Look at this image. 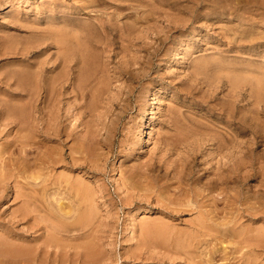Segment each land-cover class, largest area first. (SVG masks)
Segmentation results:
<instances>
[{
  "label": "rangeland",
  "instance_id": "obj_1",
  "mask_svg": "<svg viewBox=\"0 0 264 264\" xmlns=\"http://www.w3.org/2000/svg\"><path fill=\"white\" fill-rule=\"evenodd\" d=\"M60 33L78 36L83 50H71L63 61L61 55L58 58L57 47L48 46L47 40L34 47L36 52L28 59L13 53L15 48L34 46ZM81 53L87 56L86 66L75 56ZM31 61V70L37 69L40 75L34 78L38 84L31 92H36L31 115L44 131L39 120L55 121L57 114L64 123L61 131L69 138L62 132L61 140L66 141L48 143L57 157L66 155L65 161L46 168L38 160L45 145L38 149L30 146L25 162L20 160L24 156L19 149L4 153L2 165H7L0 168L3 245L14 244L16 239L19 242L15 243H22L27 225L19 221L24 214L23 198H15V193L27 192L36 198V206L35 202L32 205L36 213L30 215V224L36 216L39 231L35 234H44L37 243L47 240L50 227H61L64 234L51 231L53 237L49 238L58 246H66V251H61L68 257L56 256L57 261L51 258L50 264H264V0H0V82L5 84L0 86L6 88L0 89V102L3 97L6 103L15 104L17 98V103H27L25 94L20 96L14 79L7 75L28 69ZM51 77L59 82L49 83ZM81 78L80 87L86 88L82 96L74 88ZM62 82H66L65 89ZM44 84L46 88H42ZM53 91L60 100L48 106L46 97ZM10 92L16 93L13 99ZM149 117L151 137L142 139L144 121ZM1 118L0 150L13 137L6 134L9 127L1 132ZM82 137L81 149H85L80 154L78 141ZM223 142L225 147L234 146L235 150L229 148L233 153L226 151L229 159L219 149ZM218 159L220 164L227 163L226 168L219 166ZM216 163L222 172L235 170L238 165L245 178L230 179L229 203H223L220 189H202L206 195L201 194L198 204L193 203L196 198L191 197L190 189L200 190L205 181L221 173ZM27 176L36 179L28 178L31 181L27 185ZM43 179H48L46 184L52 190L59 187L62 195L65 193L59 198L62 196L64 209L71 211L68 220L56 217L45 205L41 197ZM78 186L88 194L77 195ZM169 207L179 212L169 213ZM223 225L228 228L227 235ZM144 226L150 227L146 230ZM158 228L164 229V235L157 236ZM31 234L34 236L32 230ZM31 236L27 239L33 244ZM256 239L261 241L260 249ZM96 243V258L78 256Z\"/></svg>",
  "mask_w": 264,
  "mask_h": 264
},
{
  "label": "bare ground",
  "instance_id": "obj_2",
  "mask_svg": "<svg viewBox=\"0 0 264 264\" xmlns=\"http://www.w3.org/2000/svg\"><path fill=\"white\" fill-rule=\"evenodd\" d=\"M197 2V1H196ZM244 3V2H243ZM228 8V7H227ZM106 26V25H105ZM56 31V30H55ZM84 31V30H83ZM88 31V30H87ZM50 32H53V31H49V34H50ZM56 32H58V30L56 31ZM48 34V35H49ZM55 34V33H54ZM80 34V33H79ZM134 34V33H133ZM58 35V34H57ZM76 35H78V34H76ZM137 35V34H136ZM44 37V36H43ZM48 38H44L43 39V41L41 40L40 42H38L37 43V45H34V46H31L30 44H28L27 45V47H24V48H22V49H20V48H15V49H13V53L14 54H18V55H21L22 56V58L23 59H28V57L31 55V54H33V53H35L36 51H34V47H36V48H39V46L40 45H42V44H44V43H46V41L48 40L49 42H47L48 43V46H51L52 44L53 45H55V47H57L56 49L58 50V56L59 55H61L62 56V59H63V61H66V58H67V56L65 57V55L68 53V52H70L71 50H73V51H76L77 50V52H78V49L79 48H81V50H83L82 49V47H80L81 46V44L79 43L80 41L77 39V37L78 36H76V38L75 37H73V35L71 36V37H69L68 35H64V34H62L61 35V33H60V36L59 37H57L56 38V36H53V38H51L52 36H47ZM72 37L74 38V39H76V40H74V39H72ZM84 37V36H83ZM138 38V37H137ZM50 39H52V41L50 40ZM126 39H128L127 37H126ZM259 39V38H258ZM79 41V42H78ZM7 42V41H6ZM122 42V41H121ZM46 46V45H45ZM41 47V46H40ZM88 47V46H87ZM36 48H35V50H36ZM9 50V49H8ZM9 52H12L11 50L9 51ZM72 52V51H71ZM76 52V53H77ZM85 53V52H84ZM73 54H75V53H72V56H73ZM82 54V53H81ZM17 55V56H18ZM69 55V54H68ZM71 55V54H70ZM83 55V54H82ZM80 56V55H75V56H79L80 57V59L83 61L82 63H84V65L86 66L87 65V61H86V57H85V55H83V56ZM70 57V56H69ZM58 58H61L60 56L58 57ZM146 58V57H145ZM148 59V58H147ZM60 61H61V59H60ZM74 61V60H73ZM33 61H31V62H29L28 63V65L27 66H29V68L28 69H26V70H22V71H14V72H12V74H10V75H7L8 77H9V80L10 79H14V83L13 84H15L16 85V87H15V90H17V91H19V93H21V95L20 96H22V95H24V96H26V101H27V103H25V101L24 102H22L21 101V103H17V102H19L18 101V98H17V102L15 101L16 99H14L13 101L14 102H16L15 104L14 103H9V102H4V98L2 97V100L3 101H1L0 102V118L1 117H3V118H1V119H3L2 121H3V125H4V128L3 129H1V132H4L5 130H7L6 128L7 127H9V129L6 131L7 133V136L9 135V136H11V135H13V137H12V139L11 140H9V141H7V143H6V145L4 146V148L2 149V150H0V168H2L4 165H2V161H3V156H4V153H12L11 151H12V149L11 148H14L15 150L17 149V151H18V149H19V154H20V156L22 155V156H24V157H20V160H22L23 162H25V161H28V152H29V150H28V148L31 146H33V147H35V146H37V147H35V148H40L42 145L44 146L43 148H44V150H42L43 151V156H42V158H40V159H38V160H40V162H41V166L43 165V167L44 168H46V167H49V166H54V165H56L57 163H59V162H61L62 160H64L65 159V155H64V153L63 154H58V155H60L59 157H57L55 154H54V152L50 149V147H49V142H53V143H55V140L56 141H59V140H57V139H60L61 140V136H63L62 135V132H64V131H61V128L62 127H64V123L62 122V119L61 118H59V116H57V114L56 115H54V119H55V121L53 120V121H50V120H45V119H40L39 121L41 122V125H43V128L42 129H46V130H44V131H42V130H40V125L38 124V121H37V119H34V118H36V117H34L33 115H31V110L32 109H34V105H33V103L31 102L33 99H35L34 98V96H36L35 94H36V92H34V93H31L32 91H35L34 89L37 87V82L36 81H34V78L37 76L38 78L40 77V75L38 74V71H37V69H34V70H31L32 68H30V66H34V64L32 63ZM35 63V62H34ZM63 63V62H62ZM33 64V65H32ZM37 64V63H36ZM56 64V63H55ZM72 64V63H71ZM44 67V66H43ZM55 67V66H54ZM58 67V66H57ZM27 68V67H26ZM42 68V67H41ZM45 69H47V68H45ZM43 70L44 69H42L41 71L43 72ZM50 70V69H49ZM51 70H52V72H53V68L51 67ZM57 70V69H56ZM40 71V72H41ZM67 71V70H66ZM10 72V73H11ZM68 72V71H67ZM92 72V71H91ZM127 72V71H126ZM231 72V71H230ZM137 73V72H136ZM62 74V73H61ZM90 74V73H89ZM245 74V73H244ZM91 75V74H90ZM249 75V74H248ZM254 75V74H253ZM69 77H70V75H69ZM88 77H89V75H88ZM232 77H235V76H232ZM52 79H50L49 78V83H50V81H52V80H54V84H56L55 82H59V81H55V79L53 78V77H51ZM84 78V77H83ZM83 78H81L80 80H79V84L80 85H78V83H77V85L74 87L75 88V90H76V92H78V94H80L81 96L84 94V92H85V89L86 88H84V87H80V86H82L81 85V83H82V79ZM254 78V77H253ZM256 78V77H255ZM84 79H86V78H84ZM236 79V78H235ZM248 79V78H247ZM262 79V78H261ZM39 80V79H38ZM229 80H231V79H229ZM232 80H234V79H232ZM231 80V81H232ZM253 80H255V79H253ZM260 80V79H259ZM68 81V80H67ZM70 81V80H69ZM231 81L229 82V83H231ZM105 82V81H104ZM234 82V81H233ZM254 82V81H253ZM258 82V81H257ZM260 82H261V80H260ZM6 84H7V86H10V83H8V82H5ZM105 83H107V82H105ZM0 84H3V85H5L4 84V81H2V82H0ZM46 84V83H45ZM45 84L42 86V88H46V87H44L45 86ZM53 84V85H54ZM66 82H62V89H65L66 88ZM94 84V83H93ZM233 84V83H232ZM250 84V83H249ZM84 85H85V83H84ZM104 85V84H103ZM103 85H102V87H103ZM234 85V84H233ZM251 85H252V83H251ZM259 85V84H258ZM55 86V85H54ZM59 86V85H58ZM69 86V85H68ZM72 86V85H71ZM94 86V85H93ZM255 86H257V85H255ZM40 87V86H39ZM60 87V86H59ZM99 87V86H98ZM101 87V86H100ZM254 87V86H253ZM259 87H260V85H259ZM262 87V86H261ZM41 88V87H40ZM0 89H6L5 87H2V86H0ZM31 89H33V90H31ZM48 89V88H47ZM51 89H53V88H51ZM59 89V88H58ZM92 89H94V88H92ZM128 89V88H127ZM46 90V89H45ZM44 90V91H45ZM54 91H56L55 89H54ZM53 91V92H54ZM61 91V90H60ZM94 91V90H93ZM99 91V90H98ZM42 92V91H41ZM47 92V91H46ZM64 92V91H63ZM62 92V93H63ZM257 92H259L260 93V90L259 91H257ZM11 94L10 95H12V96H10L11 98L16 94V93H12V92H10ZM24 93V94H23ZM39 92H37V94H38ZM264 93V92H263ZM34 95V96H33ZM18 96V95H17ZM16 96V97H17ZM61 96V95H60ZM100 96V95H99ZM39 98V97H38ZM13 99V98H12ZM20 99V98H19ZM23 99V98H22ZM21 99V100H22ZM46 99L48 100V102L46 101V103L48 104V106H49V103L51 104V105H54L55 103V101H58V100H60V99H58V96H56V93L54 92V93H49L48 94V96L46 97ZM152 99V98H151ZM1 100V99H0ZM9 100V99H8ZM96 100V99H95ZM7 101V100H6ZM37 101V100H36ZM158 101V100H157ZM12 102V101H11ZM59 103H60V101H59ZM263 103V102H262ZM258 105H260V103H258ZM83 106H84V104H83ZM88 108V107H87ZM31 109V110H30ZM79 109V108H78ZM150 109V108H149ZM57 110V112H59L58 111V109H56ZM43 111V110H42ZM259 111V110H258ZM33 112V111H32ZM151 112V111H150ZM228 112V111H227ZM231 113V112H230ZM49 114H51V113H49ZM152 114V113H151ZM150 115V114H149ZM234 115V114H233ZM232 115V116H233ZM62 116V115H61ZM227 116V115H226ZM231 116V115H230ZM147 117V116H146ZM151 117H153V116H151ZM151 117H149V118H147V120H145L144 121V128H145V132H144V130H143V132H144V136H143V138L142 139H147V138H150L151 137V127L149 128L148 126H147V121H148V119L150 120L151 119ZM229 117V116H228ZM234 117V116H233ZM52 118V117H51ZM145 118V117H144ZM50 119V118H49ZM237 120V119H236ZM246 120V119H245ZM143 121V120H142ZM234 121V120H233ZM52 122H53V124H52ZM242 122V121H241ZM232 123V122H231ZM244 125H245V123H243ZM260 124V123H259ZM259 124H256V126L257 125H259ZM261 125H264V124H261ZM15 127H18V128H16L17 130H15V134H11V132H12V128H15ZM246 127V126H245ZM259 127V126H258ZM261 127V126H260ZM47 128H53L52 129V131H48L47 130ZM247 128V127H246ZM251 128V127H250ZM261 128H264V127H261ZM64 129V128H63ZM62 129V130H63ZM11 131V132H10ZM223 131V130H222ZM264 131V130H263ZM65 133V132H64ZM211 133V132H210ZM226 133V132H225ZM261 133H262V131H261ZM143 134V133H142ZM259 134V133H258ZM64 135H66L65 137H67V138H69V134L67 133H65ZM228 135V134H227ZM8 136V137H9ZM262 136V135H261ZM41 137H44V138H41ZM207 137V136H206ZM229 137H231V136H229ZM263 137V136H262ZM40 138H41V140H40ZM211 138H212V136H211ZM218 138V137H217ZM247 138H249V137H247ZM66 139V138H65ZM65 139H62V140H64V141H66ZM215 138H213V140H214ZM61 140V141H62ZM81 140V139H80ZM86 140V139H85ZM218 140V139H217ZM239 140V139H238ZM264 140V139H263ZM83 141H84V138L82 137V140L81 141H78V143H79V147H80V151H79V153L83 150V149H85V146H84V148L83 149H81L82 147H81V144H83ZM211 141H212V139H211ZM240 141V140H239ZM242 141H244V140H242ZM70 142V141H69ZM94 142V141H93ZM145 142V141H144ZM214 142V141H213ZM216 142V141H215ZM227 142H231V141H227ZM234 142V141H233ZM236 142H238V141H236ZM245 142V141H244ZM256 142H258V141H256ZM56 143H58V142H56ZM98 143V142H97ZM143 143V142H142ZM220 143V142H219ZM224 143V142H223ZM221 144L220 146H219V149H220V151H229V153L232 151H230L229 150V148H232V149H234L233 147H227V145H226V147L225 146H223V145H225V143L224 144ZM254 143V142H253ZM67 144V143H66ZM65 144V145H66ZM232 144V143H231ZM234 144V143H233ZM239 144V143H238ZM245 144H247V143H245ZM252 144V143H251ZM261 144V143H260ZM73 145V144H72ZM139 145V144H138ZM241 145H242V142H241ZM240 145V146H241ZM62 146V145H61ZM228 146H230V145H228ZM250 145H248V147H249ZM254 146V145H253ZM66 147V146H65ZM78 147V148H79ZM216 147H218L217 145H216ZM236 147V146H235ZM242 147V146H241ZM245 147V146H244ZM247 147V148H248ZM76 148V147H75ZM247 148H246V150H247ZM29 149H31V148H29ZM36 149V150H37ZM74 148H73V146L71 147V151L73 150ZM98 149V148H97ZM249 149V148H248ZM40 150V149H39ZM77 150V149H76ZM96 150V149H95ZM235 150V149H234ZM244 150V149H243ZM254 150V149H253ZM252 150V151H253ZM84 151V150H83ZM89 151V150H88ZM217 151H219V150H217ZM227 151V152H228ZM237 151H239V153L241 154V149L239 150H237ZM251 151V150H250ZM93 152H94V150H93ZM226 152V156H224L223 155V157H225L226 159H229L231 156H228L229 154ZM32 153V152H31ZM35 153V152H34ZM73 153V152H72ZM82 153V152H81ZM80 153V154H81ZM211 153V152H210ZM214 153V152H213ZM224 153V152H223ZM232 153H233V151H232ZM242 153H244V152H242ZM246 153V152H245ZM29 154H30V152H29ZM83 154V153H82ZM218 154H220V153H218ZM235 154H236V152H235ZM238 154V153H237ZM247 154V153H246ZM38 156H39V154H37ZM90 155V154H89ZM92 155V154H91ZM95 155V154H94ZM94 155H92V156H94ZM221 155V154H220ZM219 155V156H220ZM231 155V154H230ZM37 156V157H38ZM41 156V155H40ZM68 156V155H67ZM37 157L36 158H34L35 160H37ZM71 157V156H70ZM233 157V156H232ZM237 157V156H236ZM242 157H244V156H242ZM248 157V156H247ZM69 158V157H68ZM67 158V159H68ZM86 158V157H85ZM235 158V157H234ZM32 159V158H31ZM74 159V158H73ZM89 159V158H88ZM221 159V158H220ZM223 160H224V158H222ZM221 159V161L223 162V160ZM226 159H225V161H226ZM236 159V158H235ZM239 159V158H238ZM245 159V158H244ZM5 160V159H4ZM232 160H233V158H232ZM8 161V160H7ZM65 161V160H64ZM229 161V160H228ZM231 161V160H230ZM229 161V162H230ZM234 161V160H233ZM240 161V160H239ZM72 162H74V161H72ZM221 162V163H222ZM227 162V161H226ZM228 162V163H229ZM237 162V161H236ZM235 162V164H240L241 162H237L236 163ZM242 162H243V160H242ZM245 162V161H244ZM27 163V162H26ZM37 163V162H36ZM70 163V162H69ZM218 163H219V159H218ZM40 164V163H39ZM214 164V163H213ZM217 164V163H216ZM215 164V165H216ZM231 164V163H230ZM244 164V163H243ZM7 165V164H6ZM5 165V166H6ZM19 165V164H18ZM48 165V166H47ZM75 165V164H74ZM80 165V164H79ZM82 165H83V163H82ZM224 165H227V163H222V164H220L219 163V166H221V167H223ZM236 166V169L234 170V169H230L229 171H227V172H222V170H218V164H217V168L216 167H214V168H216V170H218V172L219 171H221V173H218V174H215L214 176V178L213 179H211L209 182H207V181H205V183L203 184V186L200 184V181H199V184H200V186H202V187H200L199 189L200 190H197V189H190V191H191V197L192 196H194L193 198H196L194 201H193V203L197 200V198L198 197H200V195L202 194V193H205V192H203L202 191V189H204V191L205 190H207V191H209V190H212V189H220L221 191H222V194L224 193V195L221 197L222 198V201H224L223 203H229V201H230V198H231V194H229V188H228V184H229V181H230V179H232L233 181H238V180H240V179H244L245 177H244V172H242V170H241V167H239V166ZM241 165V164H240ZM247 165V164H246ZM245 165V166H246ZM5 166L3 167V168H5ZM244 165H242V168H244L245 167ZM18 167V166H17ZM24 167V166H23ZM229 167V166H228ZM232 167V166H231ZM231 167H229V168H231ZM43 168V169H44ZM224 168H226L225 166H224ZM232 168H234V167H232ZM179 169V168H178ZM23 170V169H22ZM41 170V169H40ZM226 170V169H225ZM228 170V169H227ZM14 171V170H13ZM12 171V172H13ZM213 171H215V170H213ZM212 171V172H213ZM246 171V170H245ZM249 171V170H248ZM9 172V171H8ZM247 172V171H246ZM23 173H24V171H23ZM179 173H180V171H179ZM206 173V172H205ZM225 173H227V174H225ZM37 174V173H36ZM188 173H186V175H187ZM190 174V173H189ZM194 174V173H193ZM192 174V175H193ZM214 174V173H213ZM246 175V174H245ZM11 176V175H10ZM179 176H180V174H179ZM178 176V177H179ZM198 176V175H197ZM213 176V175H212ZM24 177V176H23ZM176 177H177V175H176ZM264 177V176H263ZM28 178H30V179H36L34 176H27V178L26 179H28ZM248 178V177H247ZM246 178V179H247ZM41 179V178H40ZM39 179V180H40ZM49 179V178H48ZM48 179H43L44 180V184L42 185L43 186V191L41 192L42 193V195H41V197H42V200L44 201V203H45V205L47 204L49 207H48V209L50 210V211H52V213H55V215H56V217H58V218H60V219H63V220H68L69 218H71L69 215V213H71V211L70 210H65L64 209V206H63V203L61 202L62 200H61V198H62V196H64V194L62 195V190H60V188L58 187V186H60V185H58L57 187V189H53L52 190V188L53 187H48L50 184H46L47 182V180ZM29 180V179H28ZM178 180V179H177ZM181 180V179H180ZM3 181V180H2ZM30 181L31 180H29V181H27V185L28 184H30ZM51 181V180H50ZM49 181V182H50ZM195 181H196V179H195ZM194 181V182H195ZM37 182V181H36ZM63 182V181H62ZM70 182V181H69ZM203 182V181H202ZM231 182V181H230ZM241 182V181H240ZM263 182V181H262ZM2 183V182H1ZM51 183V182H50ZM55 183V182H54ZM233 183V182H232ZM242 183V182H241ZM58 184V183H57ZM195 184V183H194ZM231 184V183H230ZM26 185V186H27ZM34 185V184H33ZM51 185H53V183H51ZM261 185H262V183H261ZM263 185H264V183H263ZM262 185V186H263ZM19 186V185H18ZM55 186H56V184H55ZM194 186H197V184L196 185H194ZM80 186H78L77 188H76V193H77V195H79L80 197L81 196H83V195H85V193H87L86 191V189L85 188H83V189H81V188H79ZM199 187V186H198ZM25 188V187H24ZM196 188V187H195ZM233 188V187H232ZM23 189V188H22ZM84 189L86 190V191H84ZM26 190V189H25ZM30 190V189H29ZM53 192H52V191ZM234 190V189H233ZM240 190V189H239ZM39 191V190H38ZM65 191H67V189L65 190ZM176 191V190H175ZM242 191V190H241ZM240 191V192H241ZM255 191V190H254ZM19 192V191H18ZM89 192V191H88ZM94 192H95V190H94ZM103 192V191H102ZM202 192V193H201ZM211 192V191H210ZM210 192H208V193H210ZM239 192V193H240ZM15 193V192H14ZM71 194H72V192H70ZM96 193V192H95ZM173 193V192H172ZM188 193V192H187ZM207 193V194H208ZM35 194V193H34ZM62 195L61 196V198H59L60 196L59 195ZM88 194V193H87ZM189 194V193H188ZM217 194V193H216ZM238 194V193H237ZM256 194V193H255ZM73 195V194H72ZM180 195V194H179ZM178 195V196H179ZM202 195H206V194H202ZM254 195V194H253ZM37 196V195H36ZM65 196H67V195H65ZM181 196V195H180ZM221 196V195H220ZM251 196V195H250ZM23 198V202H22V206H24L23 207V211L21 212V213H24V214H22V216H21V218L19 219V221H23L26 225H27V229H26V231H25V234L24 235H22V236H24V238L22 239V243L21 244H17V243H15V241H17L18 239H16L15 241H14V244H12V241H11V244L9 245V246H5V245H3V242L0 240V264H3V263H8V264H50V260H51V258H52V262H53V260H55V262L57 261V258H56V256L57 257H60L61 255H62V257H61V259L62 258H64L63 256H67L68 257V255H66V254H64V253H62L63 251H61V249H63V250H65L66 251V246H62V247H65V248H62L61 246H58V244L56 245L55 243H53V241L49 238V236H51L52 235V232L53 231H55V233H59L61 236H63L62 235V230H61V227H60V230L59 229H53L52 227H50V231H48V233H47V230H46V232H45V234L47 233V240L46 241H43V243H37V241L44 235H39V234H35V233H37L39 230H38V228L36 229V224H37V222H36V220H38L37 219V217H36V220H35V217L33 218L34 219V221L33 222H31V224H30V219H31V214L32 213H36V211H35V208L33 209L32 208V205H33V202H35V197H33V195H29L27 192H26V195L24 194L23 195V193H15V198ZM83 198V197H82ZM94 198V197H93ZM101 198H102V195H101ZM170 198V197H169ZM251 198V197H250ZM253 199H259V198H254V196L252 197ZM51 199H55V200H57V205L55 204V202H54V204L52 203V201H51ZM70 199V198H69ZM79 199V198H78ZM191 199V198H190ZM189 199V200H190ZM203 199H205L204 197H203ZM234 199V198H233ZM41 200V201H42ZM91 200V199H90ZM176 200V199H175ZM177 200H179V199H177ZM183 200V199H182ZM213 200H215L214 198H213ZM216 200H217V198H216ZM218 200H220V199H218ZM239 200V199H238ZM246 200V199H245ZM42 201V202H43ZM72 201V200H71ZM70 201V202H71ZM180 202H182L181 200H179ZM178 201V202H179ZM237 201V200H236ZM248 201V200H247ZM250 201V200H249ZM162 202V201H161ZM179 202V203H180ZM197 202V201H196ZM258 201H256V203H257ZM92 203V202H91ZM191 203V202H190ZM245 203V202H244ZM249 203V202H248ZM259 203V202H258ZM168 204H170V203H168ZM167 204V205H168ZM175 203H173V205H174ZM182 204V203H181ZM180 204V205H181ZM197 204H198V202H197ZM202 204V203H201ZM213 204H215V203H213ZM232 204V203H231ZM262 204V203H261ZM260 204V205H261ZM56 205V206H55ZM163 205V204H162ZM170 205H172V204H170ZM186 205V204H185ZM263 205V204H262ZM35 206H36V202H35ZM34 206V207H35ZM71 206H72V204H71ZM169 206V205H168ZM175 206V205H174ZM173 206V207H174ZM187 206V205H186ZM188 206H189V204H188ZM192 206H193V204H192ZM200 206V205H199ZM207 206V205H206ZM215 206V205H214ZM222 206H224V205H222ZM227 206V205H226ZM253 206V205H252ZM87 207V206H86ZM177 207V206H176ZM180 207V206H179ZM190 207V206H189ZM229 207V206H228ZM228 207H226V208H228ZM239 207H241V206H239ZM93 208V207H92ZM197 208V207H196ZM170 209V210H169ZM169 213H171V212H174V211H176L177 209H175V208H172V207H169ZM174 209V210H173ZM179 209V208H178ZM245 209V208H244ZM247 209H248V207H247ZM37 210V209H36ZM193 210V209H192ZM216 210H217V208H216ZM216 210H215V212H216ZM221 210H223V209H221ZM246 210V209H245ZM21 211V210H20ZM75 211V210H74ZM182 211H183V209H182ZM225 210H223L222 212H224ZM247 211V210H246ZM253 211V210H252ZM38 212V211H37ZM90 212V211H89ZM176 212H179V211H176ZM214 212V211H213ZM261 212V211H260ZM20 213V212H19ZM218 213V212H217ZM248 213V212H247ZM47 214V213H46ZM69 214V215H68ZM51 215V214H50ZM33 216V215H32ZM72 216H73V214H72ZM213 216V215H212ZM257 217V216H256ZM16 218V217H15ZM41 218V217H40ZM204 218V217H203ZM57 219V218H56ZM55 219V220H56ZM206 219H207V215H206ZM209 219V218H208ZM222 219V218H221ZM226 219V218H225ZM250 219V218H249ZM213 221L214 219H210L209 221ZM223 220V219H222ZM207 221V220H206ZM232 221V220H231ZM236 221V220H235ZM79 222V221H78ZM159 222H161V221H159ZM202 221H200V223H201ZM230 222V221H229ZM60 223V222H59ZM63 222H61V224H62ZM156 223V222H155ZM206 223V222H205ZM231 223V222H230ZM230 223H227V225L229 224V225H232V224H230ZM80 224V223H79ZM158 224V223H157ZM204 223H202V225H203ZM215 224H217V223H215ZM219 224H221V223H219ZM218 224V225H219ZM44 225V224H43ZM42 225V226H43ZM47 225V224H46ZM56 225V224H55ZM142 225V224H141ZM200 225V224H199ZM205 225V224H204ZM243 225V224H242ZM37 226H39V225H37ZM52 226V225H51ZM133 226V225H132ZM143 226V225H142ZM214 226V225H213ZM224 226V225H223ZM222 226V227H223ZM40 227V226H39ZM139 227H140V225H139ZM148 227H150V226H146V228H145V226H144V229H146L147 230V228ZM155 227H156V225H155ZM164 227V226H163ZM211 227V226H210ZM209 227V228H210ZM225 227V229H223L224 230V232H225V235H227V230H228V228H226V225L224 226ZM229 227V226H228ZM231 227V226H230ZM63 228H65L64 226H63ZM166 228V227H165ZM197 229H199V230H201L202 231V229H204V228H202V227H199V228H197ZM206 229V228H205ZM212 229V228H211ZM214 229H215V227H214ZM25 230V229H24ZM31 230L33 231V233H34V236H33V234H31ZM65 230H66V228H65ZM64 229H63V232L65 231ZM150 230H153V229H151L150 228ZM163 230L164 229H157V230H155L156 231V233H157V236H158V234L159 235H164V232H163ZM220 230H221V226H220ZM231 230V229H230ZM52 231V232H51ZM100 231V230H99ZM154 231V232H155ZM167 231H169V230H167ZM200 231V232H201ZM208 231H210V230H208ZM216 231L218 232V227L216 228ZM66 232H68V231H66ZM146 232V231H145ZM148 232H152V231H149L148 230ZM170 232V231H169ZM180 232V231H179ZM229 232V231H228ZM231 232H233V231H231ZM252 232H253V230H252ZM257 232V231H256ZM7 233V232H6ZM9 233V232H8ZM12 233V232H11ZM26 233H27V235H26ZM54 233V232H53ZM96 233H97V231H96ZM142 233V232H141ZM171 233V232H170ZM174 232H172V234H173ZM184 233V232H183ZM204 233H205V230H204ZM206 233H209V232H207L206 231ZM205 233V234H206ZM219 233V235H220V232H218ZM222 233V232H221ZM248 233V232H247ZM254 233V232H253ZM262 233V232H261ZM10 234V233H9ZM17 234V233H16ZM69 234V233H68ZM95 234V233H94ZM169 234V233H168ZM175 234V233H174ZM224 234V233H223ZM259 234V233H258ZM6 235V234H5ZM15 234L14 233H12V235L11 236H13V238H11V239H14V236ZM19 235V234H18ZM33 236V244H31V241L29 242L28 240L30 239H27L29 236ZM55 235V234H54ZM96 235V234H95ZM166 235V234H165ZM206 235H208V234H206ZM211 235V234H210ZM233 235H234V233H233ZM243 235V234H242ZM4 236V235H3ZM8 236V235H7ZM17 236V235H16ZM31 236V237H32ZM98 236V235H97ZM141 236V235H140ZM143 236H145V235H143ZM173 236V235H172ZM193 236V235H192ZM224 236V235H223ZM222 236V237H223ZM238 236V235H237ZM250 236V235H249ZM264 236V235H263ZM10 237V236H9ZM44 237H46V236H44ZM51 237H53V236H51ZM66 237V236H65ZM146 237V236H145ZM147 237H149V236H147ZM215 237V236H214ZM221 237V236H220ZM219 237V238H220ZM255 237V236H254ZM261 237V236H260ZM2 238V237H1ZM7 238V237H6ZM70 238V237H69ZM177 238V237H176ZM231 238V237H230ZM247 238H249V237H247ZM262 238V237H261ZM9 239V238H8ZM97 239V238H96ZM144 239V238H143ZM148 239H150V238H148ZM173 240H174V238H172ZM171 239V240H172ZM180 239V238H179ZM235 239H237V238H235ZM243 239H245V240H247L246 238H243ZM6 239H4V241H5ZM45 240V239H44ZM58 240V239H57ZM60 240V239H59ZM157 240V239H156ZM169 240V239H168ZM211 240V239H210ZM257 240V239H256ZM56 241V240H55ZM92 241V240H91ZM142 241V240H141ZM146 241V240H145ZM149 241V240H148ZM152 241V240H151ZM165 241H167V240H165ZM176 241V240H175ZM239 241V240H238ZM7 242V241H6ZM18 242H19V240H18ZM170 242V241H169ZM171 242H173V241H171ZM180 242V241H179ZM189 242V241H188ZM187 242V243H188ZM244 241H242V243H243ZM247 242V241H246ZM258 242H261V241H259V240H257L256 242H255V244L256 245H258V247H259V243ZM59 243V242H58ZM69 243V242H68ZM154 243V242H153ZM158 243V242H157ZM161 243V242H160ZM181 243V242H180ZM217 243V242H216ZM98 243H96L95 245H93V246H91V247H89L87 250L88 251H86L84 254L82 253V252H78V256H82V255H84L85 257H87L88 259L89 258H96L99 254H98V249L96 248ZM148 244H150V243H148ZM166 244V243H165ZM177 244H179V243H177L176 242V245ZM235 244V243H234ZM244 244V243H243ZM255 244H253L254 246H255ZM261 244V243H260ZM137 245V244H136ZM152 245V244H151ZM241 245V244H240ZM263 245V244H262ZM169 246V245H168ZM233 246V245H232ZM252 246V245H251ZM261 246V245H260ZM137 247H139V246H137ZM174 247V246H173ZM242 247V246H241ZM255 247H257V246H255ZM84 248V247H83ZM262 248H264V246H262ZM261 248V249H262ZM138 249V248H137ZM250 249V248H249ZM256 249V248H255ZM258 249H260V247L258 248ZM257 249V250H258ZM68 250V249H67ZM74 250V249H73ZM78 250V249H77ZM80 250H82V249H80ZM76 251V250H75ZM74 251V252H75ZM144 251V250H143ZM225 252V251H224ZM254 252V251H253ZM69 253V252H68ZM140 253H141V251H140ZM143 253V252H142ZM53 255H55V257L53 256ZM71 255V254H70ZM141 255V254H140ZM143 255V254H142ZM77 256V255H76ZM89 256V257H88ZM254 256H256V255H254ZM136 257V256H135ZM140 257V256H139ZM185 257V256H184ZM257 257V256H256ZM70 258H71V256H70ZM75 258V257H74ZM79 258V257H78ZM82 259V258H81ZM67 260V259H66ZM69 260V259H68ZM67 260V261H68ZM74 260V259H73ZM92 260V259H91ZM94 260V259H93ZM97 260H99V259H97ZM101 260V259H100ZM212 260V258L210 259V261ZM78 261H79V259H78ZM213 261V260H212ZM66 262V261H65ZM69 262V261H68ZM71 262V261H70ZM97 261H95V263H96ZM205 262V261H204ZM94 263V262H93ZM208 264H209V262H207ZM56 264V263H55ZM60 264V263H59ZM63 264H65V263H63ZM194 264H196V263H194ZM206 264V263H205ZM211 264H213V263H211ZM225 264V263H224Z\"/></svg>",
  "mask_w": 264,
  "mask_h": 264
}]
</instances>
